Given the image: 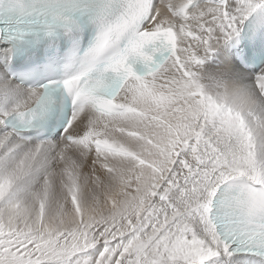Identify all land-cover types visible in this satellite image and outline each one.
Masks as SVG:
<instances>
[{"label":"snow or ice","instance_id":"snow-or-ice-1","mask_svg":"<svg viewBox=\"0 0 264 264\" xmlns=\"http://www.w3.org/2000/svg\"><path fill=\"white\" fill-rule=\"evenodd\" d=\"M0 264H264V0H0Z\"/></svg>","mask_w":264,"mask_h":264}]
</instances>
